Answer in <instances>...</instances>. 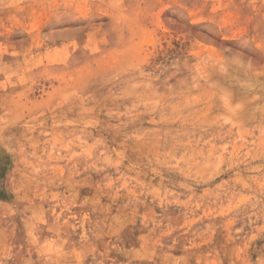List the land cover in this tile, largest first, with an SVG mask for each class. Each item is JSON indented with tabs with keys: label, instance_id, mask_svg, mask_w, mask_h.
<instances>
[{
	"label": "rangeland",
	"instance_id": "rangeland-1",
	"mask_svg": "<svg viewBox=\"0 0 264 264\" xmlns=\"http://www.w3.org/2000/svg\"><path fill=\"white\" fill-rule=\"evenodd\" d=\"M0 264H264V0H0Z\"/></svg>",
	"mask_w": 264,
	"mask_h": 264
}]
</instances>
